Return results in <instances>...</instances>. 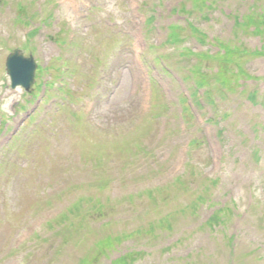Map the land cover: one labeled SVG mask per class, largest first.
Segmentation results:
<instances>
[{"label": "rangeland", "instance_id": "374dc122", "mask_svg": "<svg viewBox=\"0 0 264 264\" xmlns=\"http://www.w3.org/2000/svg\"><path fill=\"white\" fill-rule=\"evenodd\" d=\"M141 1L0 0V121H6L0 136L21 116L31 100L21 89L16 95L8 91L3 63L10 49L24 48L25 54H31L38 65L49 66L51 78H41L42 83L47 79L55 82L58 76L64 75L65 88L71 91V96L59 92L66 97L65 101L53 112L49 111L43 125H39L33 133L24 126L19 138L3 154L10 159L23 157L28 167L25 165L22 174L25 184L20 197L14 188L10 196L0 193V264H41L44 259L48 262L47 253L52 251L56 241L58 243L51 264H77L78 259H88L95 253L97 241L111 238L115 233L118 235L130 225L143 228L141 232H144L150 226L154 228L167 214L176 223V231L180 229L183 232L181 240L171 246L165 244L162 249L154 246L147 249L145 260H140L139 264H264V178L251 173L253 164L257 163L250 153L243 151L237 155L238 149L235 148L253 141L259 147L258 140L264 144V19L259 21L260 34L251 33L253 27L250 26H234L230 34L227 31L232 44L258 51L252 58L248 57L245 64L231 63L238 77L235 80L232 78L234 86L229 89L228 95H219L215 112L221 119L222 130L218 136L224 143V159L218 169L219 165H208V153L201 143L203 134L200 127L190 119L189 123L180 120L177 112L181 105H171L148 82L141 69V77L133 70V59L126 47L131 38L142 43L136 36L142 26L143 16L131 10ZM148 1L150 11L157 13V22L161 26L154 22L147 30L143 56L149 62L153 60V64L162 57L161 65L171 68L172 74L165 78L172 89L168 97L173 99L177 94L181 96L184 87L178 83L181 78L175 70L182 76L189 74L194 82H198L207 70L217 67L215 65H218L219 60L211 54L200 57L185 54L170 43L158 46L162 27L170 23L180 26L179 36L184 41L183 46H189L190 43L188 22L200 30L210 31L214 27L220 32L221 27L211 20L212 13L206 17H194L193 11L188 8L183 13L175 14L171 7L175 6L176 0ZM223 2L224 8L240 14H263L260 9L264 8V0H255L253 4V0ZM213 17L216 18V15ZM112 21V26L106 24ZM35 29L34 34L26 35ZM151 44L155 46L148 47ZM204 47L207 49L208 46L205 44ZM66 56L67 62L64 63ZM64 67L68 69L64 71ZM53 70L61 71L55 74ZM161 70L156 69L157 72ZM253 70L262 76L256 80L258 83L247 78L253 74ZM228 75L231 76V72L228 71ZM101 77L104 80L97 87L96 84L103 79ZM112 79L114 84L110 82ZM39 81L35 78V86ZM243 82L246 89L241 91ZM195 88H190L193 96ZM96 89L103 93L98 107L86 114L82 110L73 114L74 104L83 103L84 108ZM252 90L257 91L251 93L254 102L250 99ZM50 96H56L52 87L47 94V103L51 101ZM39 114L35 119H38ZM126 120L130 122V126L126 124L124 127L128 129L126 133L129 136L125 140L123 136L120 142L122 151L119 148L114 152V159L105 166V170L89 177L83 175L75 179L73 176V182L64 184L43 178L45 171L58 170L49 164V157H53L57 151L56 145L62 144L74 158L84 153L89 156L87 146L92 137L106 134L110 122L116 123L118 128L120 122ZM183 127L187 134L182 131ZM187 136L193 151L181 160V146ZM22 141L26 145L19 146ZM166 155H169V159L164 160L163 156ZM11 171H18L16 164ZM219 174L222 181L217 192L220 198L216 203L227 201L228 206L237 208L239 215L230 217L228 210L224 209L221 219L224 221L226 216L228 219L225 224L221 222L219 225L226 234L212 233L206 238L198 231L197 223L191 220V213L186 207L196 198V194L191 193L192 186L205 191L210 187L209 180ZM179 176L186 181L184 184L177 182ZM193 177L195 179L190 181ZM226 188L231 189V195L224 192ZM137 189L143 192L150 190L157 203L153 204L151 198L141 197L137 201L138 207L126 209L120 206L119 201L123 196ZM164 194H167V200H163ZM249 194H252V198L248 202L246 195ZM58 200L73 205L80 202L81 207L90 211L92 209L87 205L88 202L99 200L103 215L98 220L89 218L78 222L79 225L72 224L65 231L64 228H57V232L45 231L41 223L44 217L50 216V211L45 210L44 217H34L37 214L36 206L46 209L47 205L55 204ZM20 206L23 209L19 212ZM136 208H142V214L135 213ZM201 210L200 215L208 220L212 210ZM42 211L39 209L38 214ZM230 223L234 224L232 228ZM39 225L44 238L35 239ZM143 243L142 239L132 242L140 246ZM13 245L17 248L13 249ZM114 256L108 254L97 264H109Z\"/></svg>", "mask_w": 264, "mask_h": 264}, {"label": "water", "instance_id": "95a60500", "mask_svg": "<svg viewBox=\"0 0 264 264\" xmlns=\"http://www.w3.org/2000/svg\"><path fill=\"white\" fill-rule=\"evenodd\" d=\"M16 62H21L22 63V71L20 73V76L22 77V82H24V81H26V79L28 77V72L26 71V67H31L32 68V63H31L30 60L23 59L22 57L13 55L10 58L9 66L11 68L15 67Z\"/></svg>", "mask_w": 264, "mask_h": 264}]
</instances>
